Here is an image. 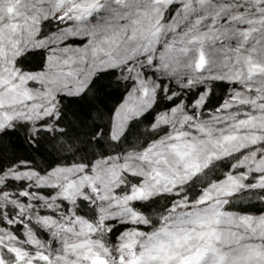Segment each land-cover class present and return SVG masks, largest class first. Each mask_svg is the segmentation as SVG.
Instances as JSON below:
<instances>
[{"label":"trees","instance_id":"1","mask_svg":"<svg viewBox=\"0 0 264 264\" xmlns=\"http://www.w3.org/2000/svg\"><path fill=\"white\" fill-rule=\"evenodd\" d=\"M121 1L136 10L130 12L132 25L120 23L116 34L99 40L102 16L92 20L93 11L110 7L118 16L120 1L0 0V52L27 84L37 87L38 76L71 58L70 49L86 50L77 58L97 65L89 63L79 74V92L53 90L52 108L35 122L9 121L0 128V224L23 247L20 257L5 264H36L30 257L49 263L61 230L78 222L88 224L94 239L115 255L130 222L104 219L97 191L82 188L70 197L72 189L60 188L66 176H88L99 164L116 166L118 191L129 197L140 217L135 227L143 234L161 228L181 205L219 202L246 226L264 216V0H220L211 15L225 12L218 22L228 32L206 43L218 24L200 30L203 59L174 61L176 69L160 64L163 48L147 56L142 47L156 26L168 30L176 9L188 8L187 0ZM76 11L85 14L75 16ZM84 16L83 23L72 22ZM141 31L145 37L132 46L128 41ZM140 86L148 88V104L118 130L115 117ZM182 111L193 118L223 116L231 135L223 142L211 139L212 157L205 165L171 176L166 190L142 197V176L124 166L164 139ZM20 205L48 218V228L21 215Z\"/></svg>","mask_w":264,"mask_h":264},{"label":"rangeland","instance_id":"2","mask_svg":"<svg viewBox=\"0 0 264 264\" xmlns=\"http://www.w3.org/2000/svg\"><path fill=\"white\" fill-rule=\"evenodd\" d=\"M117 1L122 5L118 16L113 14L110 7L103 12L98 9L93 11L92 20H98L97 14L102 16L98 25L104 27L98 28L95 33L99 40L107 36L110 38V33L116 34L120 23L132 25L134 21L130 12L134 14L136 10L128 9L129 6L124 1ZM138 1L143 5L142 0ZM220 4V0H187L188 8L181 4L176 9L167 31L156 26L146 37L142 47L144 53L147 56L158 54L157 51L160 50L161 53L163 48L166 53L158 54L159 62L166 68L169 64L173 67L174 61L185 63L191 59H203L202 49L197 45L201 44L200 30L218 24L208 35L206 43L218 40L228 32L227 26H219L218 22L223 19L225 12L219 13L218 17L211 15L213 8ZM76 14L75 16H83L85 13L76 11ZM74 20L72 22L77 26L84 22L85 16ZM144 37L145 34L141 31L128 42L134 46L138 43L136 39ZM90 39L93 42V37ZM167 46L173 51L172 54L165 50ZM83 51L68 50L71 58L56 61L51 71L38 76L35 89L11 68L7 53L0 52V128L9 121L35 122L42 113L52 108V91L59 90V87L79 92V74L88 71L89 63L97 68L96 64H92L93 61L88 59L84 62L77 58ZM140 87L131 92L118 111L114 121L118 130L148 104V88L146 90ZM44 89H49L47 95H43ZM222 117L193 118L182 111L174 120L175 127L164 139L151 145L143 153L131 156L124 167L142 176L140 195L148 197L164 191L172 182L171 176H181L205 165L212 157L211 139L223 142L231 135V131L226 128L227 120ZM115 172L116 166L99 164L94 167L92 174L78 175L76 178L66 176L65 183L60 184L63 190L72 189L70 197L80 193L82 188L85 191H97L104 219L117 218L130 222L132 227L120 238L115 255L94 239L88 224L78 222L61 230L57 244L50 252L49 263L36 261L31 257L28 260L36 264H91L95 257H103L108 260V264H264V216L256 218L254 224H248V227L239 223L235 215L222 211L219 202L181 205L171 212L161 228L149 235L143 234L135 227L140 217L130 208L129 197L118 191L120 181ZM18 209L21 215L29 217L41 227L48 228L51 223L48 218L37 216L26 206L20 205ZM22 252L23 247L17 236L0 224V264L17 259ZM121 257L126 258L120 260Z\"/></svg>","mask_w":264,"mask_h":264},{"label":"water","instance_id":"3","mask_svg":"<svg viewBox=\"0 0 264 264\" xmlns=\"http://www.w3.org/2000/svg\"><path fill=\"white\" fill-rule=\"evenodd\" d=\"M91 264H108V260L103 257H95L92 261Z\"/></svg>","mask_w":264,"mask_h":264}]
</instances>
